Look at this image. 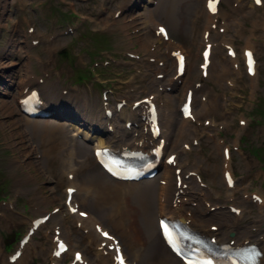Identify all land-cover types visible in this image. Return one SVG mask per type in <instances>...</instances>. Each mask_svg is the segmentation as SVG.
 <instances>
[{"label": "rangeland", "instance_id": "rangeland-1", "mask_svg": "<svg viewBox=\"0 0 264 264\" xmlns=\"http://www.w3.org/2000/svg\"><path fill=\"white\" fill-rule=\"evenodd\" d=\"M147 1L152 0H0V103L14 104L20 94L21 80L29 74V88H38L44 98L51 99L49 102L54 107L48 116L36 118L57 125L58 136L65 142L61 148L58 144L55 146L56 143L43 146L42 142L33 140V136L24 130V123L17 119L20 118L17 113L23 116L21 110L11 117L0 108V213L6 216H0V263L8 262L7 256L12 254L30 226L28 218L52 213L55 207L66 215L65 222L59 224L61 228L67 226L65 234H69L74 249H81L87 258L95 260V249L89 243L91 238L86 229L76 226L75 217L65 211L66 182L60 184V173H56L60 163L56 160L52 163L51 159L58 152L57 147L59 153H64L62 159H66L63 148L67 149V137L73 135L77 137L75 145H80L86 153L77 160L87 159L88 172L101 171L91 151L93 141H86L74 130L83 123L87 128L91 125L104 128L103 123L97 121L103 106V91H106L111 106L120 99H125L129 105L133 100L153 94V100L162 112L161 128L171 136L177 132L178 105L184 85L188 84L194 90V108L200 115L197 121H190L189 136L183 137L190 149L181 153L179 163L183 174L197 168L201 182L211 187L210 190L201 186L192 176L186 179L188 187L185 189L191 191L192 186L201 189L203 195L200 197L209 202L204 205L195 191L189 197L190 213L195 218L218 224L221 233L226 229L228 233L247 229L251 224L264 226V221H260L264 219V215H260L262 206L243 195L244 190L264 195V3L253 7L250 0H222L221 15L215 17L213 24L216 27L213 28L205 19L204 0H178L175 3L178 8L174 10L169 5L171 0H153L157 5L151 7ZM167 9L174 14L173 25H169L161 14ZM117 11L119 15H115ZM147 11H155L158 21L168 29L172 46L184 49L188 54L190 68L186 81L179 82L176 87L169 85L174 64L167 48L168 41L161 40L155 26L144 19ZM134 16L138 17L136 24L131 22L135 21L131 20ZM206 27L215 47L209 78L202 77L199 69L202 32ZM220 27L224 32H219ZM33 40L39 43L35 45ZM224 43L235 49L236 63L228 60ZM245 47L253 50L257 61V73L253 76L247 75L244 67L242 51ZM129 53H135L137 57L132 58ZM151 57L155 60H150ZM224 67L229 71L226 74ZM157 72L163 77L158 78ZM79 92L91 105L89 115L78 102ZM61 94H66L67 100L58 98ZM56 99L63 106L53 103ZM126 109L130 110L128 106ZM205 110L211 112L203 115ZM171 113L177 115L170 117ZM204 119L213 120L214 124L206 125ZM144 121L139 116L132 133H147ZM81 130L86 132L84 127ZM115 135L117 133L102 136L103 144L119 143ZM193 138L197 139L198 145L192 144ZM222 146L230 150L229 168L235 177L234 189H227L222 180ZM81 175L83 172L79 178ZM159 175L154 177L156 183H159ZM62 177L65 181L64 174ZM158 201L159 196L156 204ZM215 204L220 208L209 212V206ZM229 204L244 209L242 218L229 212ZM107 206L101 207L106 211ZM80 207L90 211L88 206ZM212 212L214 217L209 216ZM97 214L98 220L112 230L111 222L107 221L109 217L104 213ZM54 224L48 220L36 231L17 264L48 263ZM118 232L121 233V229ZM115 235L121 240L120 234ZM158 236L157 248L167 250ZM131 247L129 243L123 245L129 261L134 255ZM141 257L137 264H152L150 261L139 263ZM70 258L71 255L66 254L58 262L64 264Z\"/></svg>", "mask_w": 264, "mask_h": 264}, {"label": "bare ground", "instance_id": "bare-ground-1", "mask_svg": "<svg viewBox=\"0 0 264 264\" xmlns=\"http://www.w3.org/2000/svg\"><path fill=\"white\" fill-rule=\"evenodd\" d=\"M177 1L178 0L170 1L169 5L171 9L174 10V8L176 7L175 3ZM220 1L221 0H219V4H220ZM250 3L253 7H255L251 0H250ZM262 5H263V2H262ZM204 12H205V19L210 25L213 23L217 15H221L220 8L218 5H217V11L215 14L208 12L207 8L205 7V1H204ZM161 14L163 15V18H165V20L168 22L169 25H173V18H174L173 15L174 14L172 10L167 9L165 12H161ZM136 19H138V17L134 16L131 20H135V21H131V22L133 23L137 22ZM144 19H147L148 21H150L152 23L151 25H154V26L159 25L158 18L156 16L155 11L154 12L147 11ZM206 30H207V27L202 32V42L203 43H204L203 33ZM159 37L160 39L163 40L161 35H159ZM147 41L150 42L151 38H147ZM167 41H168L167 48H169L170 51L176 50V48L172 46L173 42L170 36H168ZM141 45H142L141 48L145 49V45L144 44H141ZM245 48H248V47H245ZM212 51L214 52L215 48ZM211 55H212V52L209 57L210 59L209 65L206 68L207 78L211 76V72L214 66ZM228 60L232 63H236L237 62L236 53H235L234 58L228 57ZM189 68H190V65L188 64L181 77L179 78H176L175 76L172 77L169 80V85L171 87H176L178 82L184 81ZM223 70L225 74L229 72L225 69V67L223 68ZM256 73L257 71L255 69V74ZM30 78L31 76L27 74L24 80H21L20 91L28 87L29 85L28 81ZM188 89H189L188 84L184 85V91H183L179 106L185 99V95ZM79 95L80 97L78 98V102L80 106L82 107V110L87 111L86 114L89 115L90 110H91V105L88 102V99L84 97L82 92L81 93L79 92ZM22 97H24V94L18 95V98L15 100L16 105H15V102L14 104H9L8 102H2V104L0 103V108L5 109L7 114L12 117L16 111L20 110V106H19L20 103L18 101ZM61 98H63L64 100H67L68 96L62 95ZM45 101L49 102L51 101V99L49 97L48 98L46 97ZM45 101H43V104H41L40 107L38 106V108H42L45 105L44 104ZM134 101L135 100H133L129 105L128 104L126 105L130 108V110H127L126 106L122 107L119 111L117 112L115 111L116 113H114V115L111 116V119L104 118L103 113L97 114V120H99L100 118V120L103 121L104 123L108 121H112V124L114 127L113 134L118 133L114 137L118 136L119 143H117L116 146H118L119 148L125 145H127V147H130V148H139V149L149 148L155 142L150 132L141 133L138 136L132 133L133 131H135L133 130L132 127L134 126L135 123L138 122V116H140V114H142V116L147 115L146 114L147 108H145L143 103H141L135 109H132V104ZM53 103H57L58 105L63 106V103H60L58 99H56V101H54ZM51 105L53 104L51 103ZM193 106H194V102H193ZM210 112L211 111L209 110H205L202 112V114L207 115ZM192 113H193V119L197 121L198 120L197 116L200 115V112H198L196 109L193 108ZM17 114L18 116H20V118H22L20 119L17 117V119L20 120L19 122L24 123L23 125L25 126L24 130H26V132L30 133L33 136V140L37 139L38 141L42 142L43 146L49 145L50 143L51 144L56 143L55 146L58 144V146H60L59 148L63 147V144L65 142L63 143L62 136H58L59 131H57V128H58L57 125L53 124L52 122L46 121V120H41L36 117L28 116L26 114H23L24 118L19 113ZM175 115L177 114H174V113L169 114L170 117H174ZM178 115L179 117H178L177 132H175L174 134L170 136V133L167 135L164 133L163 130H161V132L163 133V136H165L168 141L164 143V147L162 151L164 152L171 151L173 153L176 152L177 161H178L177 166H179V156L181 154L179 143L181 141L184 142V139H183L184 136L186 137L189 136L188 126H190V121H191L189 119L183 118L180 111ZM160 117L162 118L161 110H160ZM128 121L132 122V126L130 128H126V125H125V123ZM119 123L120 124L123 123L125 126L122 127V125H120ZM213 124H214V121L211 120V125ZM119 125H120V128H119ZM81 127L82 128L84 127L86 129V132H83L81 130L82 129ZM79 132L82 134V137L85 138L86 141H89V139L93 141L92 148H91L92 153H94V150L96 148L103 146L104 142L101 137L105 136L107 133L106 130H104V128L103 129L98 128L95 130H92L90 126L89 128H87L85 127V123H83L82 125H78V127H76V129L74 130L75 134ZM163 136L160 134V137H163ZM75 137L73 135L67 137V142H68L67 149L63 148L67 154L66 159H62L64 156V153L62 152L59 153L60 151H59V148L57 147L58 152L52 157L51 162L53 163V161L56 160V162L59 161L60 163L58 166L59 170L56 173L57 175L58 173H60V184L61 185L63 184V182H66L65 200L67 196L66 188L69 186H72L76 189L75 192H73L72 194V201L77 203L78 209L83 210L79 206H88L90 208V211L86 213L85 217H80L78 212L72 215L73 217H75L74 221L76 223L77 222L80 223L81 228L87 229L88 237L91 238V241H89V243L92 244L95 249V260L94 261H91L86 256H83L84 261L85 259L88 260L87 264H115L113 261V252L107 251L106 248L100 245L104 239H102L99 236L100 233L97 231L98 229L96 230L95 225L98 224L100 229H105V228L108 229V228L105 226L104 223L98 220L99 216L97 213L101 215L104 213L105 217L108 216L110 218V219L109 218L108 219L106 218V219L108 222H111L109 223L112 229L111 231L114 234H120L119 236H121V241L123 245H125L126 243L131 244L132 247L130 249L134 250L132 261H137L139 257L142 256L139 263L141 261H150L152 262V264H183L182 262L178 261L177 258H175L169 251L164 250L165 248L163 249V251L157 248L158 237H159L158 234L160 235V231L158 228V219L159 217H162L163 215H166V216L169 215L171 217H178L182 223H185L186 221H188L186 222L187 225L186 224L185 225L188 226L189 229L191 228L193 231H196L204 236H209V235L217 236L219 243L225 244V243H228V241L231 239L233 240V243L230 244L232 245L231 248L240 246L243 244L245 240H247L248 238H251L250 243L254 242L258 244L264 251V234H248V231L246 229H237L233 237L230 238L227 232V229L223 231L222 233H221L220 227H219L218 233L211 231L210 226L213 223H208V221L202 218H195L194 215L189 212V208H188L189 198L188 197L189 196L191 197L192 194L195 193V191H198L197 194L202 195V193H200L201 189H198L192 186L191 191H186L185 189L181 190L182 186L177 187L175 186V184L174 186H172V176H173V171H174V168L172 166L162 167L161 173H160V180L164 182L163 184L161 182L156 183L157 181L154 178L148 179V180H138V181H129V182L120 181L108 175V173L104 171L103 169H101V171H97L96 173L93 172L94 170L92 172H88V169L90 166L87 163V159H85L84 161L77 160L78 157L85 155L86 153L84 152L83 149L80 148L81 147L80 145L79 146L75 145L76 143ZM124 137H127V141H122ZM112 147H115V146H112ZM223 148L224 146L221 148L222 155H223ZM182 149L184 150L183 146H182ZM87 150L88 148H86L85 151ZM230 158H231L230 153H229L228 158L223 157L224 165H223L222 172H224V170H227L229 168ZM60 159H61V162H60ZM77 164H78V167L76 168ZM191 170L195 171V173H198L197 168H192ZM82 172H83V175H81V177L79 178V174ZM69 173L71 174V177L66 176V174L68 175ZM63 174L65 176V181L62 177ZM223 181L225 183L224 178H223ZM91 186L93 187L90 188ZM234 187H235V184H234ZM226 188L229 189V187L227 186ZM176 193H178L177 196H176ZM244 193L246 194V196H249L250 198L251 194L248 193L247 190H244ZM200 195L198 196L199 200L201 198L202 202L206 205V202L203 201L204 199H202ZM158 196H159V201H158V204H156ZM177 200H179V202H177ZM65 202H64V205H65ZM154 202H155V205H154ZM256 203L258 204V202ZM260 203L264 205V195L261 196ZM102 205L103 206L108 205L106 207L107 212L102 209L103 208L101 207ZM260 210H261L260 215L262 217L264 215V210L262 209V207L260 208ZM66 211L67 213L70 214V212H68V208H66ZM213 214L214 212L210 213L209 216L214 217ZM239 214L242 217L243 214L241 212ZM156 216H157V221H156ZM5 217L6 216L3 215V218ZM65 217L66 215L64 211L59 209L57 213L51 214L49 219L55 222L53 226L55 228V226L60 225L59 224L60 222L61 224L65 222ZM105 217L103 216V218ZM107 221L105 220L104 222L107 224ZM260 221L262 222L264 221V219L261 218ZM252 225L257 226L255 224H252ZM259 226L260 225H258L257 227ZM40 227L41 225L39 226V228ZM62 227L63 228L60 231L61 232L60 236L65 238L68 245H67L66 252L61 254L60 258L65 254L72 255L74 252L73 248L75 246V244L71 241L70 237L67 236L69 234L67 235L65 234L67 231L66 230L67 226L62 225ZM117 227L118 229H121V233L118 232ZM230 228L231 226L228 227V230ZM111 231L109 230L110 233H112ZM30 239H32V237H30ZM109 244L110 242L108 241L107 245ZM27 246L28 245L26 246L24 245L23 248H26ZM54 248H55V242L51 241L50 247H49V252H51V254L53 253ZM105 251H106V254L104 255ZM21 257L17 259L14 264L19 263L21 261ZM57 260L58 259L54 257L53 254L48 255V258H47L48 263L52 261H57ZM259 264H264V256L260 260Z\"/></svg>", "mask_w": 264, "mask_h": 264}, {"label": "snow or ice", "instance_id": "snow-or-ice-1", "mask_svg": "<svg viewBox=\"0 0 264 264\" xmlns=\"http://www.w3.org/2000/svg\"><path fill=\"white\" fill-rule=\"evenodd\" d=\"M259 2H260V0H257V3H259ZM210 7H211V5H210ZM163 31H164V30L161 29V32H163ZM248 55H249V58H250V60H251V54L249 53ZM181 59H182V58H181ZM250 67H251V64H250ZM162 227H164L165 234H166V236H167V233H168L167 226H163V225H162ZM104 235H105L107 238L111 239V237H108V234H107V233H104ZM61 247H63V246L61 245ZM77 259H79V257H77ZM120 264H124L123 258L120 259Z\"/></svg>", "mask_w": 264, "mask_h": 264}]
</instances>
